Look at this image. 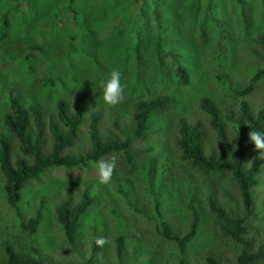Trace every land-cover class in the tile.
I'll use <instances>...</instances> for the list:
<instances>
[{"label":"rangeland","instance_id":"obj_1","mask_svg":"<svg viewBox=\"0 0 264 264\" xmlns=\"http://www.w3.org/2000/svg\"><path fill=\"white\" fill-rule=\"evenodd\" d=\"M206 1L193 17L194 0H80L77 14L66 10L68 0H0V35L2 16L9 22L6 38H0V137L10 140L14 154H18L17 140L3 124L8 88L18 90L26 105H41L47 116L56 115L58 99L66 101L68 110L74 112L76 93L81 92L86 116L71 149L75 154L90 147L89 116L94 109L101 111L98 128L102 136L113 133L124 138L113 118L116 116L120 128L130 131L138 100L171 93L181 100L180 108L153 113L151 128L143 138L132 139L131 163L120 151L87 166L51 168L41 182L26 183L19 202L22 217L5 199L0 173V264H5V243H13L19 254H33L31 247H37L44 256V262L38 264H88L94 238L99 245L94 264H121L117 255L120 235L124 237L121 260L125 264H176L179 252L175 242L165 239L157 227L161 218L153 192L160 182L159 211L176 233L184 234L191 225V199L200 213L197 232L186 247L185 264H207L208 256L217 264H235L240 251V244L224 232L212 211L210 197L227 211L247 217L244 237L253 248L264 244V164L260 183L253 189V206L246 212L227 174L193 171L180 159L175 145L178 119L200 120L205 152L222 155L209 118L199 108L202 96L218 106L230 136L232 125L224 116L228 111L238 113L241 99H246L253 111L264 107V83L256 82L247 96L234 92L247 85L264 64V46L255 40L264 35V0H245L253 22L249 33L242 30L239 7L233 0H212L217 7L207 12L201 34L198 22ZM156 4L164 9L162 23L181 64L171 56L160 58L154 51L157 27L151 11ZM125 23L132 42L138 36L145 43L141 90L136 83L137 69L131 64L124 68L110 50L114 35ZM16 44H36L44 50L45 58L29 61L24 52L8 56L6 49ZM83 49L94 57H88ZM30 51L39 56L36 50ZM255 153L264 154V146L254 150L249 161ZM122 187L136 198L139 211L128 203ZM84 189L95 202L82 215L76 241L70 244L55 208L68 191L76 203ZM40 202L43 218L38 231L29 235L21 220L33 215ZM257 264H264V259Z\"/></svg>","mask_w":264,"mask_h":264},{"label":"trees","instance_id":"obj_2","mask_svg":"<svg viewBox=\"0 0 264 264\" xmlns=\"http://www.w3.org/2000/svg\"><path fill=\"white\" fill-rule=\"evenodd\" d=\"M138 1V0H133ZM203 0H194L191 2V15L196 17L201 9ZM238 5L241 19L242 30L246 33L251 31L252 19L250 8L245 0H233ZM80 0H68L64 3L67 11L78 13V3ZM61 10L62 2H59ZM264 4V3H263ZM217 7V3L207 0L201 10V19L199 20V29L203 28L207 12ZM152 12V19L156 23L157 32L155 36L154 51L160 58L171 56L179 64L180 58L177 53L171 49L172 41L167 38L165 23H162L164 9L161 5L156 4ZM166 19V18H164ZM166 21V20H165ZM6 15L2 16V30L0 38L7 36L6 28L8 26ZM122 30H118L114 35L115 41L111 45V52L115 55L120 65L124 68L131 64L136 70V83L139 90L142 88L141 67L144 60L145 43L141 38L132 37L126 31L127 24H122ZM202 34L203 31L201 30ZM256 42L264 46V35L257 36ZM70 44V48H72ZM30 50H36L39 56ZM170 51V52H169ZM29 61L37 58L44 59V50L36 45H14L6 49L8 56L13 53L23 54ZM88 57H94V53L89 50H82ZM163 52V56L160 54ZM49 81L54 84V78L50 77ZM225 84L227 82L223 80ZM256 82L264 83V64L259 66L252 75L250 82L240 88H235L234 92L240 96H247L253 90ZM8 111L3 115V124L6 126L11 135L18 143V154L13 152V147L9 139L0 137V173L3 180L1 187L2 193L7 202L17 210L22 217L19 209V202L22 199V190L26 183L30 181L41 182L42 175L48 173V170L54 167H79L87 166L89 162H97L101 158L112 153L123 152L129 163L132 162V139H141L151 128V116L157 111L165 108H180V97L174 93L168 95H158L146 99H140L135 104L133 112L134 126L130 131L120 128L116 116L113 123L124 138H118L113 133L102 136L99 132L98 124L101 116L100 109H94L89 116V139L90 147L83 153L75 154L71 152L80 132V127L84 123L86 116V106L81 92L76 93L74 112L68 110V105L63 99L56 101V115L45 114L41 105L30 103L26 105L21 93L14 89H7ZM199 108L209 118V124L215 131L218 144L222 150V155L217 153L207 154L205 152V131L203 123L200 120L189 122L185 117H180L177 122L175 145L180 152V159L183 160L193 171L203 175L218 174L219 176L227 174L230 182L238 190L244 211L248 212L253 206V189L259 185V172L263 168L264 154L255 153L249 161V157L254 150L264 146V107L253 111L251 105L246 99L240 100L238 113L228 111L225 116L232 125L233 135L224 124L218 106L207 96H202L198 101ZM152 167L149 168V172ZM163 179V176H162ZM153 190V185L149 184ZM162 188L160 182L158 190L153 192L155 209L159 218H161L159 233L167 240L175 242L179 259L176 264H185V251L190 240L195 236L200 223V213L190 200L193 220L191 225L184 234L176 233L172 226L164 219L159 211L158 194ZM128 203L135 208L136 198L130 195L127 190L121 189ZM74 195L68 191L64 198L57 204L55 215L60 224L64 235L70 244L76 241L77 229L82 215L95 202L94 197L88 189H84L80 199L74 203ZM42 203L36 212L27 219L21 220V226L29 235L38 231L39 225L43 218ZM209 204L216 218L222 223L224 232L230 235L235 242L240 244V251L236 256L235 264H257L264 259V244L256 248L251 246V242L244 237L246 233V216L239 215L232 209L227 211L224 206H220L214 197H210ZM124 243V237L120 235L117 238V255L121 264V251ZM98 241L94 238L91 254L88 264H94L95 256L98 251ZM5 253V264H38L44 262V256L37 247L32 246L31 254H19L13 243H5L3 246ZM207 264H217L213 256L207 257Z\"/></svg>","mask_w":264,"mask_h":264}]
</instances>
